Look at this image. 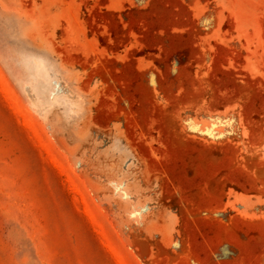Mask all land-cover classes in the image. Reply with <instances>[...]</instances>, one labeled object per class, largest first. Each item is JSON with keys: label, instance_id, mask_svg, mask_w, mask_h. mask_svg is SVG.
<instances>
[{"label": "rangeland", "instance_id": "obj_1", "mask_svg": "<svg viewBox=\"0 0 264 264\" xmlns=\"http://www.w3.org/2000/svg\"><path fill=\"white\" fill-rule=\"evenodd\" d=\"M0 264H264V0H0Z\"/></svg>", "mask_w": 264, "mask_h": 264}]
</instances>
